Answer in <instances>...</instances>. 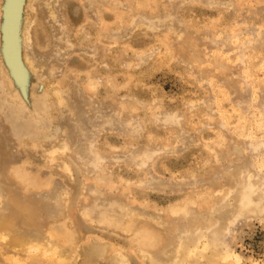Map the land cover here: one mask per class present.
<instances>
[{
	"label": "rangeland",
	"instance_id": "obj_1",
	"mask_svg": "<svg viewBox=\"0 0 264 264\" xmlns=\"http://www.w3.org/2000/svg\"><path fill=\"white\" fill-rule=\"evenodd\" d=\"M10 2L0 264H264V0Z\"/></svg>",
	"mask_w": 264,
	"mask_h": 264
},
{
	"label": "bare ground",
	"instance_id": "obj_2",
	"mask_svg": "<svg viewBox=\"0 0 264 264\" xmlns=\"http://www.w3.org/2000/svg\"><path fill=\"white\" fill-rule=\"evenodd\" d=\"M24 0H11L8 10V24L6 28L7 54L14 69L21 66L20 56V15Z\"/></svg>",
	"mask_w": 264,
	"mask_h": 264
},
{
	"label": "water",
	"instance_id": "obj_3",
	"mask_svg": "<svg viewBox=\"0 0 264 264\" xmlns=\"http://www.w3.org/2000/svg\"><path fill=\"white\" fill-rule=\"evenodd\" d=\"M6 34V24L4 25V35ZM6 37V36H4ZM6 39V38H5ZM6 43V42H5Z\"/></svg>",
	"mask_w": 264,
	"mask_h": 264
}]
</instances>
